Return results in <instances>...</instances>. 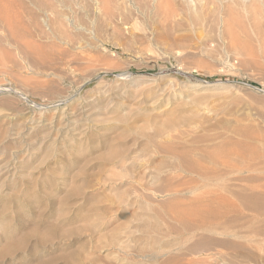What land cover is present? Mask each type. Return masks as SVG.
I'll return each mask as SVG.
<instances>
[{"label":"rangeland","instance_id":"rangeland-1","mask_svg":"<svg viewBox=\"0 0 264 264\" xmlns=\"http://www.w3.org/2000/svg\"><path fill=\"white\" fill-rule=\"evenodd\" d=\"M96 1L0 0V264H264L246 210L243 254L156 252L214 189L158 146L231 136L264 186V0Z\"/></svg>","mask_w":264,"mask_h":264},{"label":"bare ground","instance_id":"bare-ground-1","mask_svg":"<svg viewBox=\"0 0 264 264\" xmlns=\"http://www.w3.org/2000/svg\"><path fill=\"white\" fill-rule=\"evenodd\" d=\"M96 1V0H95ZM127 2H130L131 3V5H132V3H133V0H132V2H131V0H126ZM188 1V0H187ZM99 2V1H98ZM151 2H154V1H151ZM96 3H97V1H96ZM136 3V2H135ZM150 4V3H149ZM154 4H155V2H154ZM11 5V4H10ZM100 5V4H99ZM139 5V4H138ZM148 5V4H147ZM152 5V4H151ZM159 5V4H158ZM158 5H154L153 7L155 8L156 6H158ZM167 5V4H166ZM165 5V6H166ZM137 5H133V10H134V12H135V14L136 15H138V16H141V17H145V16H147V14L144 12V10H142V9H139L138 7H140V6H138V7H136ZM150 6V5H149ZM160 6V5H159ZM163 5H161V7H162ZM124 7H126L125 5H124ZM132 7V6H131ZM146 7H148V6H146ZM146 7H144L145 9H146ZM161 7H157L158 8V10H164V9H162ZM5 8V7H4ZM121 8H123V6L121 7ZM121 8H119L120 10H121ZM130 8V7H129ZM148 8H150V7H148ZM164 8V7H163ZM127 9V8H126ZM132 9V8H131ZM152 9V7L150 8V10ZM166 9H167V7H166ZM156 10V9H155ZM171 10V9H170ZM176 10V9H175ZM147 11H149V10H147ZM152 11V10H151ZM157 11V10H156ZM173 11V10H172ZM129 12V11H128ZM128 12H126V13H128ZM158 12V11H157ZM157 12H156V15H157ZM162 12V11H161ZM161 12H160V14H161ZM169 12V11H168ZM148 13V12H147ZM152 13V12H151ZM150 13V14H151ZM171 13V12H170ZM170 13L168 14L169 16H171L172 15V13H171V15H170ZM175 13H176V11H175ZM174 13V14H175ZM1 14V13H0ZM130 14V13H129ZM155 15V14H154ZM163 15H165V12H164V14ZM167 15V14H166ZM169 16H167V17H169ZM177 16V15H176ZM152 17V16H151ZM150 16L148 17V18H151ZM175 17V16H174ZM136 18H138V17H135V19ZM173 18V17H172ZM171 18V19H172ZM139 19V18H138ZM137 20V19H136ZM71 24H72V22H71ZM74 24H72V26H73ZM79 29V28H78ZM77 30V29H76ZM80 30V29H79ZM18 38V37H17ZM10 40V39H9ZM25 40V39H24ZM18 44V43H17ZM11 55V54H10ZM12 57V56H11ZM149 132V131H148ZM171 132V131H170ZM184 132H186V131H184ZM183 132V135L184 134H187L188 133V131L186 132V133H184ZM190 132H192V131H190ZM153 133V132H152ZM152 133H150V134H152ZM164 133H165V130H159V137H162L161 135L163 134V136H164ZM166 133H168V132H166ZM180 133V132H179ZM194 133V132H193ZM192 133V134H193ZM203 133H204V131H203ZM195 134V133H194ZM224 134V133H223ZM226 135H228L227 133H225ZM224 134V135H225ZM206 135V134H205ZM215 135V134H214ZM220 135H221V137H222V134L220 133ZM225 135V136H226ZM181 136V135H180ZM180 136H178L180 139H181V137ZM186 137H187V135H185ZM189 136V135H188ZM199 136H200V134H199ZM154 137V136H153ZM167 137V136H166ZM172 137H174V135L172 136ZM171 137V138H172ZM184 137V136H183ZM220 137V136H219ZM227 137V136H226ZM233 138V137H231V136H228L227 137V139L228 138ZM210 138V137H209ZM215 138V137H214ZM225 138V137H224ZM228 139V141H226L225 142V139H224V141L223 142H225V144H232L233 146H235V147H237V148H239V149H232V150H228V146H227V149H225V148H223V147H225V145L222 147L223 149L222 150H219L218 152H217V154H216V151H211V150H209L207 147H204V148H200V146H199V144H198V146L199 147H189V148H187V146L184 148V145H183V147L180 149V150H174V149H172L171 147H172V145H168V146H162V147H160V146H156L157 148H156V153L157 154H161V155H166V156H168L169 155V157H170V154L172 155V154H174V155H172V156H175V155H177L176 156V161H178V166L176 167V166H174L175 168H180V169H189L188 171L190 172V171H192V172H194V173H196V175L197 174H202V175H200V176H202V177H204V181H205V183H203V184H205L206 186H211V187H214V189H211V191L208 193V194H206L207 196H206V198H205V201L207 202V207H211L212 209H210L209 211H208V214H207V216L208 217H205V218H203V217H198L193 223H192V225L191 226H188L189 224H187V227H185V229H180V230H184L185 232H186V234H187V238L186 239H184L183 241H179V239H176V242H177V240L179 241V242H177V244H176V242H174L173 240V242H170V243H168V242H166V243H164L163 245H159L160 243L159 242H157V243H159L158 244V246H160V247H158V248H156V252H158L159 254L161 253V255H167V254H171V253H174V252H181V253H185V255H187V256H193V255H198L199 253H201V252H206V253H209L210 254V257H213V258H221V259H227V258H225V255L224 254H222L220 251H217L218 250V248H222V249H228V248H232V249H230V250H233V253H235L236 254V252L237 251H240V253L241 254H243L242 252H241V250L244 248L243 247V244H241V242H232V240H228L226 237H236V238H241V233L244 231H242V232H240L239 230H240V228H241V225L243 224V225H246V222H243L242 224H241V221L243 220V219H245V217L248 219V217L247 216H245V213H244V210H246V211H251L252 213H254L252 216H250L249 218L251 219H249V221H255V219L257 218V217H255V216H258V220H259V217L260 216H263V218H264V192H262L261 190L264 188V186H262V185H260V189H258V190H260V191H258L259 193H257V194H255V192L253 191V190H251V192H250V189L251 188H249V192H247V190H244V189H246L245 187H247L246 185L247 184H245V187H243V185H244V183H248V186H249V184L250 183H252V182H258L259 180H260V178H259V174H258V170H261V169H258L257 168V164L255 163V162H258V161H256L257 160V158L255 157V155L257 156V154H259V153H257V154H255V155H253L255 158H256V160H255V162H253L252 160H250V161H252V162H248L249 161V159H248V157H247V154L248 153H250L251 152V150H255V148L253 147H250V145H249V147L251 148L250 150H246L247 148L249 149V147H247L246 146V143H245V147H243L244 146V143L241 145V143H240V141H238V139L236 140V141H238V142H234L235 141V139H234V141L232 142H230V140L231 139ZM158 139V138H157ZM174 139H176V137L174 138ZM173 139V140H174ZM192 140V139H191ZM207 140L208 141H210L209 139H207L206 137H196V138H193V141H192V143H195V144H197V143H201V142H206L207 143ZM179 142H181V141H179ZM216 142V141H215ZM214 142V143H215ZM221 143H222V141H220ZM229 142V143H228ZM171 143V142H170ZM173 143V142H172ZM177 143V142H176ZM217 143H218V141H217ZM221 143H218V145H216V146H219V144H221ZM157 144V143H156ZM164 145H166V144H164ZM205 145V144H204ZM208 145V144H207ZM206 145V146H207ZM171 146V147H170ZM189 146V145H188ZM215 146V145H214ZM215 146V147H216ZM222 146V145H221ZM247 147V148H246ZM184 148V149H183ZM210 148H212L213 149V146L212 147H210ZM216 149H221V147L220 148H216ZM250 151V152H249ZM256 151H257V149H256ZM252 154H253V151L251 152ZM179 155H180V157H179ZM248 155H250V154H248ZM182 156H185L186 157V160H183L182 161ZM252 155H251V159H252V157H253ZM249 158H250V156H249ZM258 158H260L259 156H258ZM173 159H174V157H173ZM185 159V158H184ZM173 161H175V160H173ZM172 161V162H173ZM164 165V164H163ZM169 166V165H168ZM163 167H165V166H163ZM167 167V166H166ZM173 167V168H174ZM162 168V167H161ZM177 170V169H176ZM156 171H158L157 169H156ZM155 171V172H156ZM159 171H160V168H159ZM158 171V172H159ZM172 171V170H171ZM174 171V170H173ZM181 171V170H180ZM261 173H263V170L262 171H260ZM183 173H185V172H183ZM230 175H233L234 177L231 179V178H229V176ZM264 175V174H263ZM195 176V175H194ZM199 177V176H198ZM201 178V177H200ZM229 178V179H228ZM230 180L231 179V181L232 182H234V184H228V183H226L225 184V182L224 181H226V180ZM199 180H201V179H199ZM227 180V181H228ZM203 181V180H202ZM201 181V182H202ZM226 181V182H227ZM230 182V181H229ZM232 182H230V183H232ZM199 184V183H198ZM241 184H242V186H241ZM253 185V187H254V185L255 184H252ZM258 185H259V183H258ZM257 185V186H258ZM188 187V186H187ZM252 187V186H251ZM259 187V186H258ZM263 187V188H262ZM220 188V189H219ZM248 188V187H247ZM262 188V189H261ZM255 189H256V186H255ZM223 191V192H222ZM254 193H253V192ZM263 191H264V189H263ZM193 192V191H192ZM262 192V193H261ZM182 194V193H181ZM258 194H261V195H258ZM262 194H263V197H262ZM203 195L205 196V194L203 193ZM144 196H147V193H146V195H144ZM231 197H232V200H231ZM148 198V197H147ZM146 198V199H147ZM165 198V197H164ZM235 199V201H233L234 199ZM204 200V199H203ZM164 202V201H163ZM151 203V202H150ZM201 203H204V202H201ZM200 203V204H201ZM148 204V203H147ZM155 204V203H154ZM199 204V205H200ZM198 205V206H199ZM204 205V204H203ZM150 206V205H149ZM201 206V205H200ZM206 207V208H207ZM143 208V207H142ZM198 208H200V207H198ZM151 209V208H150ZM149 209V210H150ZM206 210V209H205ZM219 210H221V211H219ZM217 211H219V212H217ZM251 212H249V213H251ZM197 213V212H196ZM196 213H195V215H196ZM160 214V213H159ZM248 214V213H247ZM196 216H198V215H196ZM203 216V215H202ZM205 216V215H204ZM245 221H247V220H245ZM249 221H247L248 222V225H249ZM256 221H257V219H256ZM262 221H263V219H262ZM149 222V221H148ZM258 222V221H257ZM146 224H147V221L145 222ZM149 224V223H148ZM147 224V226L145 225V227H147V228H150V227H152V226H154L155 227V225H150V227H149V225ZM253 224V223H252ZM251 224V227H253L254 225H252ZM256 224V223H255ZM258 224V223H257ZM256 224V225H257ZM264 224V223H263ZM255 225V226H256ZM253 227L254 229L257 227ZM157 227V228H156ZM155 228L156 229H154L153 227V232L155 231V234H156V230L159 228V226H156ZM183 227V226H182ZM242 227H244V226H242ZM250 227V228H251ZM173 229H174V227H172ZM176 228V227H175ZM181 228V227H180ZM184 228V227H183ZM264 228V227H263ZM171 229V228H170ZM241 229H243V228H241ZM244 229H246V228H244ZM249 229V228H248ZM261 228H259L258 229V231L256 232L255 230V232L253 231V229H252V236H253V232H254V235H256V238H257V234H259V233H261V232H264V231H262V229L260 230ZM159 230V229H158ZM172 230V229H171ZM175 230V229H174ZM172 231L173 233L175 232V231ZM177 230H179V228L177 229ZM250 230V229H249ZM257 230V229H256ZM168 231H169V229H168ZM246 231V230H245ZM244 231V232H245ZM251 231V230H250ZM249 231V232H250ZM261 231V232H260ZM158 232V231H157ZM179 232V231H178ZM177 231H176V234L178 233ZM181 232V231H180ZM179 232V233H180ZM248 232V233H249ZM200 233H205V234H209V235H218V236H221V238H212L211 236H210V238H207L206 240L205 239H200V241L198 240V238H197V241H199V242H196V243H194V244H191L190 242V244L188 243V240L189 241H191L192 239H194V237L196 238V236L197 235H199ZM158 234V233H157ZM185 234V233H184ZM202 234V235H203ZM243 234V233H242ZM245 234V233H244ZM250 234V233H249ZM148 235V234H147ZM178 235V234H177ZM248 235V234H247ZM158 236L160 237V235L158 234ZM157 236V237H158ZM183 236V235H182ZM185 236V235H184ZM200 236V235H199ZM198 236V237H199ZM244 236V235H243ZM252 236H250V237H252ZM161 237H162V235H161ZM161 237H160V239H161ZM214 237V236H213ZM245 237H247V236H245ZM254 237V236H253ZM260 237V236H259ZM156 238V237H155ZM155 238H154V240H153V242H155ZM164 238V237H163ZM165 238H166V236H165ZM175 238V237H174ZM184 238V237H183ZM205 238V237H204ZM243 239H244V237H242ZM157 239V238H156ZM159 239V240H160ZM181 239V238H180ZM248 239V238H247ZM254 239V238H253ZM164 240V239H163ZM175 240V239H174ZM239 239H237L236 241H238ZM158 241V240H157ZM161 241H162V239H161ZM184 241H187V243L189 244H187L186 242H184ZM241 241H242V239H241ZM183 242L184 243H186V246L184 245L183 246ZM251 242V241H250ZM249 241H248V243H250ZM156 243V244H157ZM243 243V242H242ZM246 243V242H245ZM254 243V242H253ZM247 244V243H246ZM257 244V243H256ZM245 245V244H244ZM177 246V247H176ZM246 246H248V245H246ZM251 245H249L248 246V248L250 247ZM259 246H260V244H259ZM247 248V247H246ZM251 248V247H250ZM260 248V247H259ZM236 250V251H235ZM246 250V254H247V250L249 251V249H245ZM227 251H229V250H227ZM249 252H251V251H249ZM231 253H232V251H231ZM239 253V252H238ZM239 253V254H240ZM235 254H233V255H235ZM240 254V255H241ZM208 255V254H207ZM227 255V254H226ZM155 256V255H154ZM229 258V257H228ZM196 260V259H195ZM242 260V259H241ZM197 261V260H196ZM227 261H228V259H227ZM239 261V260H238ZM202 262V261H201ZM232 262H234V261H232ZM241 262V261H240ZM239 262V263H240ZM223 264H226V262L224 261L223 262Z\"/></svg>","mask_w":264,"mask_h":264}]
</instances>
